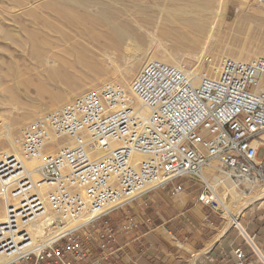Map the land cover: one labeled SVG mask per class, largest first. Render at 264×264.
Segmentation results:
<instances>
[{"label":"built area","instance_id":"1","mask_svg":"<svg viewBox=\"0 0 264 264\" xmlns=\"http://www.w3.org/2000/svg\"><path fill=\"white\" fill-rule=\"evenodd\" d=\"M201 62L196 74L185 65L148 61L131 89L105 82L20 130V155L0 158V264L85 261L80 231L154 188L181 191L176 181L188 174L199 178L198 200L223 214L206 168L248 191L264 189V155L258 157L264 57L205 56ZM25 161L37 162L38 180ZM41 217H47L44 235L35 241L32 224ZM131 226L138 225L123 229ZM241 233L251 252L235 249L237 264H264L254 238ZM113 234L106 220L98 238Z\"/></svg>","mask_w":264,"mask_h":264},{"label":"rangeland","instance_id":"2","mask_svg":"<svg viewBox=\"0 0 264 264\" xmlns=\"http://www.w3.org/2000/svg\"><path fill=\"white\" fill-rule=\"evenodd\" d=\"M90 9L95 11L97 6L91 5ZM86 15L89 14L81 7L62 0H0V134L5 131V124H10L12 137L16 139L23 127L67 104L86 90L105 82L119 84L113 78L129 68L123 56L124 47H117L110 36L102 35L100 26L94 21L88 22ZM216 23L213 32L215 36L210 42H207L208 37L202 36L196 46L186 44L185 47L174 48L170 41L162 44L180 52V56L184 51H193L195 57L184 55L180 62L192 69L196 68V71L204 68L201 60L205 56L216 58L226 55L237 59L234 55L241 51L244 54L252 52L247 60L259 56L258 52L264 48V2L228 0L223 19H217ZM82 24L87 27L86 35L98 36L89 47L92 54L83 56V59L76 56L74 51L65 50L66 44L63 41H54L58 38L56 29L77 34V27ZM142 33L144 38L141 44L146 52L142 55L144 58L140 69L160 45L159 41L150 37L151 33H158L154 27H146ZM192 33L194 32L189 34ZM37 41L40 44L37 55L34 56L32 48L37 45ZM112 51L118 53V66L110 61L108 53ZM140 69L134 73L130 83ZM66 73L68 78H65ZM63 96L66 97L54 105L53 102ZM263 155L264 148L260 150L258 157L262 158ZM211 172L212 178L209 181L223 201L227 193L231 197L236 195L238 199L241 198L239 201L235 199L229 202L239 216L249 207L244 206L246 200L257 194L264 196L262 187L256 193H250L245 189L246 186L236 193L224 184L215 187L216 178H223L224 175ZM227 181L229 179L225 178L224 182ZM260 201L263 202L264 199ZM0 207L4 209L1 191ZM223 216L228 222L229 218L224 213Z\"/></svg>","mask_w":264,"mask_h":264},{"label":"crops","instance_id":"3","mask_svg":"<svg viewBox=\"0 0 264 264\" xmlns=\"http://www.w3.org/2000/svg\"><path fill=\"white\" fill-rule=\"evenodd\" d=\"M204 174L211 179V168ZM176 184L181 191L173 185L154 188L86 226L78 238L89 256L73 264H237L235 249L251 252L240 226L228 228L221 212L198 200L202 186L197 176L188 174ZM106 220L113 237L99 240ZM239 221L264 254V201L249 205ZM130 223L138 226L123 229Z\"/></svg>","mask_w":264,"mask_h":264},{"label":"bare ground","instance_id":"4","mask_svg":"<svg viewBox=\"0 0 264 264\" xmlns=\"http://www.w3.org/2000/svg\"><path fill=\"white\" fill-rule=\"evenodd\" d=\"M62 1L81 7L86 14H89L86 15L85 18L88 22L94 21L100 26L102 35L110 36L112 38V43H115L117 47H124L123 56L127 65H129V68L125 73L122 72L120 76L113 79L117 80L119 84L126 89H131L133 81L130 83V80L134 73L140 69L144 58L142 55L144 56L146 52V49L141 44V40L144 38L142 30L146 27L152 26L156 29V32H158L157 35L150 34L151 39H156L159 41L160 45L154 50V54L149 61L161 60L165 63L180 66L182 65V62H180L182 56L187 55L195 57L196 54L193 51L188 50L184 51L182 53L183 55L180 56V52L178 53L174 48L186 44L196 46L200 42L202 36L208 37L207 42H210L212 40L211 38L215 36L213 32L217 25V19H223L228 3V0H128V2H125L124 0ZM91 5H96L97 10L94 11L93 9H90ZM121 16H123V19H121ZM77 30L78 33L76 34L63 29H56L55 32L58 33V38L54 41L59 42L61 40L66 44L65 50L74 51L76 56L80 58L83 56L87 57L92 54L89 47L95 40H97L98 36L96 34L86 35L85 32L87 31V27L83 24L78 26ZM207 31L208 34L206 36ZM191 32L194 33L190 35L189 33ZM168 41L171 42L174 48L162 44L163 42ZM36 43L37 45L32 48V55L34 56L37 55L40 42L37 41ZM251 53L252 52H246L244 54V52L241 51L238 55H234V57H236V60L238 61H248L247 59H249ZM258 53L259 56L257 57H264V48ZM108 56L111 63H115V65L118 66V53L112 51L108 53ZM142 69L143 67L140 69V72ZM65 72H67L66 69ZM194 72L200 74L201 70H194ZM65 76V78H68V73H66ZM262 83V88L264 89V76ZM64 97L66 96L60 97L59 100L53 102L54 105L57 104L58 101L63 100ZM5 125V131L0 134V150H4L3 152H0V158L4 154L10 153L20 155L19 145L17 144L16 139L12 137L10 124ZM139 157V155H135V158L139 159ZM25 167L28 171L33 172L32 178L35 181L39 179L40 176L36 170V161H25ZM214 184L215 187L216 185L220 186L221 184H224L225 187H228L229 190L231 189L235 193L238 192L237 190H243L230 180L224 182L221 177H219ZM47 188V186L43 187L40 191L44 193ZM253 191H255V193L259 191V187L257 185L252 186L250 193ZM224 196H226L224 198L225 201L222 200L224 214L229 218L227 227L235 224L238 227L240 226L241 228H239L242 229L241 231L246 234L247 231L245 230V227L241 225L238 213L235 212V209H233L231 203H229L230 201L233 202L235 199L239 201L241 198L238 199L236 195H232L231 197L229 193ZM263 198L264 196L257 194L253 198L246 200L244 206L250 205ZM4 214L5 209H1L0 207V221L5 217ZM46 218L41 217L32 224L31 230L33 231L35 241H40L43 238L44 226L47 222ZM84 220V217L79 218L76 220L75 225L83 223Z\"/></svg>","mask_w":264,"mask_h":264}]
</instances>
